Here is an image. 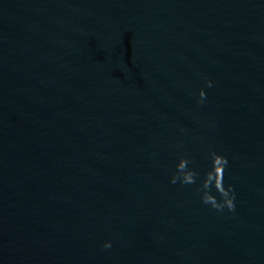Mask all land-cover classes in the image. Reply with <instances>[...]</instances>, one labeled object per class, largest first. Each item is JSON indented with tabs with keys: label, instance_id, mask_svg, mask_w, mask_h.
<instances>
[{
	"label": "water",
	"instance_id": "water-1",
	"mask_svg": "<svg viewBox=\"0 0 264 264\" xmlns=\"http://www.w3.org/2000/svg\"><path fill=\"white\" fill-rule=\"evenodd\" d=\"M0 264H264V0H0Z\"/></svg>",
	"mask_w": 264,
	"mask_h": 264
},
{
	"label": "clouds",
	"instance_id": "clouds-1",
	"mask_svg": "<svg viewBox=\"0 0 264 264\" xmlns=\"http://www.w3.org/2000/svg\"><path fill=\"white\" fill-rule=\"evenodd\" d=\"M205 85L212 86L211 80L205 79ZM198 103L206 99L203 88L197 90ZM209 163L201 176L195 169L189 167L191 160L184 155H180L175 164V171L170 176L172 184L181 183L184 185L196 184L199 180V195L203 204L210 206L217 211L227 209L235 211V192L233 186L224 183L225 168L228 164L227 157L210 150L208 153ZM102 247L109 249L112 247L109 241H104Z\"/></svg>",
	"mask_w": 264,
	"mask_h": 264
}]
</instances>
